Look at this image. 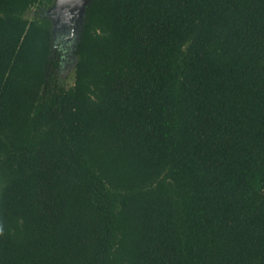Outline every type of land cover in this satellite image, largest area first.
Here are the masks:
<instances>
[{
    "label": "trees",
    "instance_id": "16d2710c",
    "mask_svg": "<svg viewBox=\"0 0 264 264\" xmlns=\"http://www.w3.org/2000/svg\"><path fill=\"white\" fill-rule=\"evenodd\" d=\"M54 3L0 0V264H264V0H91L71 85Z\"/></svg>",
    "mask_w": 264,
    "mask_h": 264
},
{
    "label": "rangeland",
    "instance_id": "374dc122",
    "mask_svg": "<svg viewBox=\"0 0 264 264\" xmlns=\"http://www.w3.org/2000/svg\"><path fill=\"white\" fill-rule=\"evenodd\" d=\"M60 10V6H58L57 0L52 7L45 10V14L53 15L57 11ZM74 14H71V18ZM70 18V19H71ZM77 26L79 23H76ZM78 33V27L74 30L68 27H61L55 31H53V43L58 44L59 48H61L66 54L65 59L63 60L62 64V75L61 80L66 85H71L74 79V66H75V58L72 54L73 45L76 42Z\"/></svg>",
    "mask_w": 264,
    "mask_h": 264
},
{
    "label": "water",
    "instance_id": "95a60500",
    "mask_svg": "<svg viewBox=\"0 0 264 264\" xmlns=\"http://www.w3.org/2000/svg\"><path fill=\"white\" fill-rule=\"evenodd\" d=\"M90 1L91 0H57L60 10L53 15L45 14L51 20L52 34L53 31L61 27H72L74 30L78 27L77 40L83 25L85 10ZM71 14H74L72 18ZM76 23H79L78 26Z\"/></svg>",
    "mask_w": 264,
    "mask_h": 264
}]
</instances>
